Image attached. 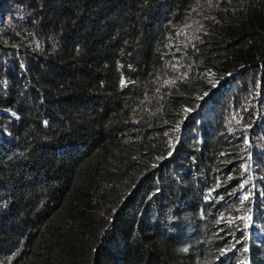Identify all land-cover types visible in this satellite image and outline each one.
I'll list each match as a JSON object with an SVG mask.
<instances>
[{"label":"trees","instance_id":"16d2710c","mask_svg":"<svg viewBox=\"0 0 264 264\" xmlns=\"http://www.w3.org/2000/svg\"><path fill=\"white\" fill-rule=\"evenodd\" d=\"M0 264H264V0H0Z\"/></svg>","mask_w":264,"mask_h":264},{"label":"clouds","instance_id":"9594fccd","mask_svg":"<svg viewBox=\"0 0 264 264\" xmlns=\"http://www.w3.org/2000/svg\"><path fill=\"white\" fill-rule=\"evenodd\" d=\"M180 251L186 252L187 251V248H182V249H180Z\"/></svg>","mask_w":264,"mask_h":264},{"label":"rangeland","instance_id":"374dc122","mask_svg":"<svg viewBox=\"0 0 264 264\" xmlns=\"http://www.w3.org/2000/svg\"><path fill=\"white\" fill-rule=\"evenodd\" d=\"M200 15H201V14H200ZM200 17H201V19H202V16H200ZM201 19H200V21H201ZM198 23H199V21H198ZM189 29H191V28H190V25H189ZM186 34H187V32H186Z\"/></svg>","mask_w":264,"mask_h":264}]
</instances>
